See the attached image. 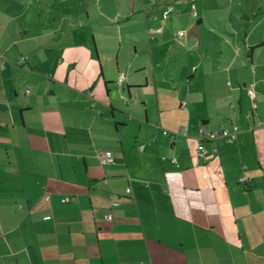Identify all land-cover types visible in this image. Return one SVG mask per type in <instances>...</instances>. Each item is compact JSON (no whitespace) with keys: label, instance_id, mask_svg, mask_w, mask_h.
Wrapping results in <instances>:
<instances>
[{"label":"crops","instance_id":"crops-1","mask_svg":"<svg viewBox=\"0 0 264 264\" xmlns=\"http://www.w3.org/2000/svg\"><path fill=\"white\" fill-rule=\"evenodd\" d=\"M48 3L0 0V264H264V41L212 63L196 28L165 55L146 12L148 55L128 34L112 78L106 37L130 17L87 14L91 46Z\"/></svg>","mask_w":264,"mask_h":264},{"label":"rangeland","instance_id":"rangeland-1","mask_svg":"<svg viewBox=\"0 0 264 264\" xmlns=\"http://www.w3.org/2000/svg\"><path fill=\"white\" fill-rule=\"evenodd\" d=\"M45 1L49 2L48 4L52 10L64 13L72 11L79 14L78 18L83 25L80 26V29H86V32L90 35L91 46L94 45L93 36L98 37L100 32L96 29L91 30L92 32L90 31L86 21L87 14L91 18L92 25L96 24L97 26L104 22L103 18L98 15V11L106 16L130 17L131 20L121 25L113 23L114 26H112L111 23L109 29H111V32L113 29L115 31L112 32V35L106 37L108 41L105 44L110 47L109 52L111 53V65L110 69H108V76L112 78L117 77L115 55L119 45L122 43L124 48H126L130 44L128 34L136 36V40L139 42L138 45H140L139 48L142 47V50H145L143 52L144 56L148 55L149 47L146 43L147 24L144 18L146 12L158 13L164 22L163 27L170 31V38L163 45L165 55L169 54L168 47L175 49L178 42L176 38L180 32L187 35L196 28H198L197 34L200 35L201 44L208 51L209 59L212 63H218L220 45L231 44L234 39H239L243 43V40H245L243 38L245 29L248 30V41L250 44L264 41V0H182L181 3L178 2L180 0H80V3L78 2L79 0H74L77 4L73 5L72 0H63L62 4L52 0H39L41 4L45 3ZM164 3L173 6V12L168 19L164 18L161 10L156 11L158 6L160 7ZM192 3L196 5V15H192ZM30 8L33 12H41L34 5H31ZM200 18L203 19V22L197 26ZM244 24H247L246 28ZM156 25V28L161 27L159 22ZM191 42L195 43L193 40ZM102 44L99 42L100 46ZM259 52L260 56H264V48L259 49ZM131 74L133 73L131 72ZM143 74L145 73L141 75L144 76Z\"/></svg>","mask_w":264,"mask_h":264},{"label":"built area","instance_id":"built-area-1","mask_svg":"<svg viewBox=\"0 0 264 264\" xmlns=\"http://www.w3.org/2000/svg\"><path fill=\"white\" fill-rule=\"evenodd\" d=\"M191 10H192L191 11L192 15H196L197 8H196V5L194 3H192V5H191ZM172 12H173V6L172 5H166L164 10H163L164 18L168 19ZM148 34H149V38H152L154 36V34H155V29H153V28L149 29ZM180 36H184V33L183 32L180 33ZM123 79H124V74L121 73L120 77H119V81L122 82ZM248 92H249V95L253 99H256L257 93H256V91L254 89H249ZM253 106H254V109L257 108V104L256 103H254ZM186 131H187L186 128L183 129V133H185ZM238 133H239V129L237 127H233L232 129L221 128L220 130H210V129L202 126L199 129V131H198V139H199L200 142H203V141H215V140H218V139H223V140H225L228 143H233L237 139ZM164 134L165 135H169L170 133L168 131H164ZM198 149L201 152L200 156L201 157L204 156V154L202 153L204 151V145L202 143L199 144ZM100 156L103 158V161H105V162L112 161L110 153H102V154H100ZM172 162L173 163H177V159L173 158ZM130 191H131V189L128 188L127 192L129 193ZM69 201H70L69 197L63 198V202L67 203ZM106 219L110 221L112 219V215L108 214L106 216Z\"/></svg>","mask_w":264,"mask_h":264},{"label":"trees","instance_id":"trees-1","mask_svg":"<svg viewBox=\"0 0 264 264\" xmlns=\"http://www.w3.org/2000/svg\"><path fill=\"white\" fill-rule=\"evenodd\" d=\"M200 23H201V21H198V24H200ZM244 27L246 28L247 27V24H244ZM247 34H248V30L245 29V31H244V37L243 38H246ZM263 45H264V42L259 43V44H256L255 46L250 47L249 48V53H248L249 54V57L250 58L252 57V53H253V50L255 48H258V47L263 46Z\"/></svg>","mask_w":264,"mask_h":264}]
</instances>
